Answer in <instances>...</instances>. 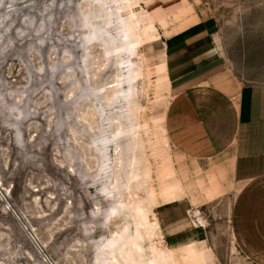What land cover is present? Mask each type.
I'll use <instances>...</instances> for the list:
<instances>
[{"label":"rangeland","instance_id":"1","mask_svg":"<svg viewBox=\"0 0 264 264\" xmlns=\"http://www.w3.org/2000/svg\"><path fill=\"white\" fill-rule=\"evenodd\" d=\"M203 17L263 83L264 0H0V264H264L169 136L160 40Z\"/></svg>","mask_w":264,"mask_h":264},{"label":"crops","instance_id":"2","mask_svg":"<svg viewBox=\"0 0 264 264\" xmlns=\"http://www.w3.org/2000/svg\"><path fill=\"white\" fill-rule=\"evenodd\" d=\"M216 32V21L203 17L161 37L171 97L169 136L177 144L179 168L183 162L190 172L192 164L194 180L203 181L208 200L227 195L234 208L253 213L239 225L243 250L264 252V189L255 187L264 176V82L235 79ZM176 179L181 199L191 203L188 184L182 187ZM186 216L169 220L167 233L184 227ZM194 221L191 228L197 230Z\"/></svg>","mask_w":264,"mask_h":264}]
</instances>
